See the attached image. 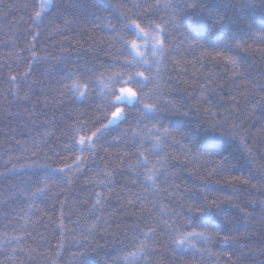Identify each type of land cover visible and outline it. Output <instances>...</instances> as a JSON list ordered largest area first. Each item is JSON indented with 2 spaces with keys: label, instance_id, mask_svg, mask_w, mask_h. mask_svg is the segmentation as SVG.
Wrapping results in <instances>:
<instances>
[{
  "label": "trees",
  "instance_id": "obj_1",
  "mask_svg": "<svg viewBox=\"0 0 264 264\" xmlns=\"http://www.w3.org/2000/svg\"><path fill=\"white\" fill-rule=\"evenodd\" d=\"M165 3L183 0H53L37 19L40 0H0V264H264V8L201 0L178 17L201 47L168 24L154 56V33L124 29L163 26ZM121 34L148 64L122 67L141 58ZM137 70L171 133L163 163L145 138L138 166L135 101L107 125L115 75Z\"/></svg>",
  "mask_w": 264,
  "mask_h": 264
},
{
  "label": "snow or ice",
  "instance_id": "obj_2",
  "mask_svg": "<svg viewBox=\"0 0 264 264\" xmlns=\"http://www.w3.org/2000/svg\"><path fill=\"white\" fill-rule=\"evenodd\" d=\"M53 3V0H41L40 10L35 13V18L39 19L42 18V13L45 8L50 6ZM261 7L264 8V0H260ZM156 7H160L159 4L155 5ZM253 4L250 2L249 7H252ZM165 8L169 9L170 18L168 21H165L164 25L156 24L153 25L151 23L147 24L146 26H142L137 20H132L130 24L125 26V31L134 32L135 35L143 37L145 42H148V37L151 33L152 35V54L155 56L157 52L163 55L164 49V42L162 37L165 35V31L168 24L174 26L178 31H180L181 35L183 36V42L188 43L191 47H201V45L195 40L190 39L188 35H185L182 31L183 29H187L191 32L196 25L192 23L193 18L189 15V23L181 24L178 17L182 13H186L189 9H196V8H203L204 5L201 3V0H183V5H172L169 3L164 4ZM208 20L211 21L213 27L220 26L223 27V22L225 21L226 17L221 15L219 10H209L208 13ZM207 21L205 22V25ZM118 42L122 43V47L125 51L130 50L131 53H134L135 56L141 58L139 62H137L134 58L132 61H125L122 67H142L143 65L148 64V60L145 58L144 54L139 51V45L137 44L136 39H127L126 37L121 34L118 39ZM239 46V45H237ZM120 54H123L120 53ZM219 54V53H217ZM160 61H157L159 63ZM127 75L128 79L123 80V77ZM139 78V79H137ZM15 81V77L12 78ZM154 77L150 75H145V71H135V72H121L115 75L113 83L123 81L122 86L118 89V94L116 92H111V95L115 96V102L110 105V107L114 110L111 111V118L108 119V124L111 125L114 120H120L121 122L128 120V115L125 113V107L120 106L119 102L123 100H127L130 104L135 101L133 107L135 108L136 112L141 117V121H148L149 124L145 125L147 131L144 133V136H141L142 129L139 128V123L137 127L132 130V136L134 138H140V145L138 148L139 156L141 157L138 166L146 165L148 163L147 155L148 150L144 149L145 138L151 142V154L156 155L159 157L158 162L163 163L164 157L160 156V153L164 151V145L166 144L167 140L171 136L169 129L165 127L157 118V112L159 111L158 105L156 103L151 102L150 100V93L145 92L144 89L149 85L152 84ZM134 85V87H129L127 85ZM73 90L74 92H80V88L73 83ZM84 93H81L83 95ZM264 100V97L261 98ZM107 118V117H106ZM155 120V123H151V121ZM107 127V126H103ZM101 132V129H97L95 132H92L90 136L85 137L81 135L79 140L76 141L77 145L83 146L85 141H89L91 143H95L94 137H97V133ZM71 150V148H69ZM82 150V148H81ZM77 161H80V157H76ZM77 166H79L77 164ZM70 170V169H69ZM153 171H155L153 169ZM149 180L152 179L151 176L148 177ZM99 203V201H97ZM161 224L165 227H168V222L161 220ZM151 231V229H150ZM145 237L147 238L148 234L144 233ZM198 237H203V233H188L187 236L184 237L183 240L177 241V243L183 244L189 238L195 239ZM131 255H135L134 253Z\"/></svg>",
  "mask_w": 264,
  "mask_h": 264
},
{
  "label": "rangeland",
  "instance_id": "obj_3",
  "mask_svg": "<svg viewBox=\"0 0 264 264\" xmlns=\"http://www.w3.org/2000/svg\"><path fill=\"white\" fill-rule=\"evenodd\" d=\"M40 5H41V0H40V4H39V8H38V11L40 10ZM49 8V6L47 8L44 9V11H46L47 9ZM43 11V12H44ZM143 39V37H142ZM140 46H145V42H142L141 44H139V47ZM139 51H140V48H139ZM120 102H127L129 103L127 100H123V101H120ZM118 120H114L113 123L111 125H113L114 123H116ZM108 126H110L109 124H107ZM86 143H90L89 141H86Z\"/></svg>",
  "mask_w": 264,
  "mask_h": 264
}]
</instances>
